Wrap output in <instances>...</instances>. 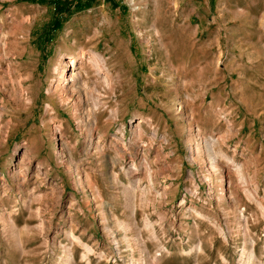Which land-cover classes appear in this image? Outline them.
I'll use <instances>...</instances> for the list:
<instances>
[{"label":"rangeland","instance_id":"obj_1","mask_svg":"<svg viewBox=\"0 0 264 264\" xmlns=\"http://www.w3.org/2000/svg\"><path fill=\"white\" fill-rule=\"evenodd\" d=\"M0 264H264V0H0Z\"/></svg>","mask_w":264,"mask_h":264},{"label":"bare ground","instance_id":"obj_2","mask_svg":"<svg viewBox=\"0 0 264 264\" xmlns=\"http://www.w3.org/2000/svg\"><path fill=\"white\" fill-rule=\"evenodd\" d=\"M81 57L82 58H84L85 57V53H82V55H81ZM89 61H90V63H92V66L96 69V71L99 73V75L101 74V72L103 71V69H104V67H106V62H105V60H104V58L99 54V53H97V52H94V53H92L91 54V56H90V59H89ZM77 63V58H76V56H72V58H70V59H68L63 65L61 64V63H58V65L56 66V68H55V71L57 72L56 74H57V77H55L54 79V81H53V84L51 85V88H50V90L51 91H53V92H57V93H60L61 94V96L63 97V95H64V93L66 92V90H67V85L69 84V83H72L73 82V84H75V85H78V84H80L81 83V80H82V78H83V73L82 72H79V71H77L76 70V68H75V64ZM87 69V68H86ZM106 69V68H105ZM88 72V71H87ZM90 73V72H89ZM85 78V77H84ZM92 95V94H91ZM67 97V96H66ZM94 96H92L91 98H93ZM60 98V97H59ZM69 100H71V99H69ZM94 101H95V104H97L98 103V100H97V98H94ZM67 103V102H66ZM69 103V102H68ZM74 103V102H73ZM98 105V104H97ZM74 107V106H73ZM51 108H52V106H51ZM75 108V107H74ZM98 110V109H97ZM75 117V116H74ZM94 117V116H93ZM92 118V117H91ZM96 120V119H95ZM83 121H86V119H84ZM63 123V122H62ZM140 123H142V120L141 121H139L137 124H135V126L133 127V132H134V134L136 135V132H137V130L140 128ZM55 127H57V126H55ZM58 131L57 132H59L60 130H59V127H57L56 128ZM96 130H97V128H96V126H95V122H93V123H91V126L89 127V136H90V140H91V144H93L92 142L94 141V137L96 136L95 135V133H96ZM101 134V133H100ZM100 134H98V136L100 135ZM102 135V134H101ZM104 135V134H103ZM134 135V136H135ZM157 134L154 132V136H156ZM105 136V135H104ZM120 136V135H119ZM101 137V136H100ZM116 138V137H115ZM114 138V139H115ZM119 138H121V137H119ZM117 139V138H116ZM98 140H100V139H98ZM121 140V139H120ZM112 141V140H111ZM122 141V140H121ZM120 141V142H121ZM95 142V141H94ZM97 142V141H96ZM95 142V143H96ZM122 142H124V141H122ZM131 142H132V140H131ZM111 143V142H110ZM109 143V144H110ZM114 143H116V142H113V144ZM134 143V142H133ZM119 144V143H118ZM121 144V143H120ZM118 145L116 148H118V147H120V149H122V150H124L125 149V147H124V145L122 144V145ZM97 145V144H96ZM131 145V144H130ZM146 146V145H145ZM144 146V147H145ZM197 147H194V145H192L191 146V150H190V153H191V158L193 159L194 157H195V155L197 154V152H199L200 150H199V146L198 145H196ZM95 147H97V149L98 148H101V146H99V144L97 145V146H95ZM128 147V146H127ZM119 149V148H118ZM120 149H119V151H120ZM129 149V148H128ZM102 151V150H101ZM100 152V151H99ZM120 152H122V151H120ZM124 152V151H123ZM221 152V151H220ZM116 153V152H115ZM117 153H119V152H117ZM116 153V154H117ZM63 152L62 151H59V158L60 157H62L63 156ZM65 155V154H64ZM120 156V155H119ZM118 156V157H119ZM106 157V156H105ZM120 158V157H119ZM62 160V159H61ZM114 161H115V159H113ZM120 160V159H119ZM194 160V159H193ZM110 161V160H109ZM113 161V162H114ZM41 163V165L39 164V166H42L44 163L43 162H40ZM107 164V163H106ZM114 164V163H113ZM116 164H117V161H116ZM115 164V165H116ZM136 166V164H134V163H132V166H131V169L132 170H136V168H134L135 166ZM111 166H112V162H111ZM217 165L215 164V167H216ZM134 168V169H133ZM149 168V167H148ZM131 171V170H130ZM241 173V172H240ZM27 176H28V174H26L25 176H24V180L27 178ZM242 178H244L243 177V175H241V180H242ZM114 179H116V178H114ZM150 180H153V179H150ZM153 181H151V183H152ZM154 185V184H153ZM152 185V186H153ZM249 193H250V191H249ZM215 196V195H214ZM182 202H185L184 201V199L182 200ZM116 237V236H115ZM116 240V239H115ZM85 247H87L88 249L90 248L88 245H85ZM90 251V250H89Z\"/></svg>","mask_w":264,"mask_h":264}]
</instances>
